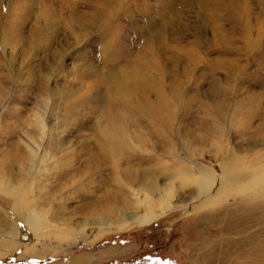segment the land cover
Instances as JSON below:
<instances>
[{
	"label": "rangeland",
	"instance_id": "1",
	"mask_svg": "<svg viewBox=\"0 0 264 264\" xmlns=\"http://www.w3.org/2000/svg\"><path fill=\"white\" fill-rule=\"evenodd\" d=\"M261 181L264 0H0V264H264Z\"/></svg>",
	"mask_w": 264,
	"mask_h": 264
},
{
	"label": "bare ground",
	"instance_id": "2",
	"mask_svg": "<svg viewBox=\"0 0 264 264\" xmlns=\"http://www.w3.org/2000/svg\"><path fill=\"white\" fill-rule=\"evenodd\" d=\"M209 171L206 170V169L201 168L198 171V177L192 176L190 174V177L192 179L191 180V183H192L191 186H193L195 188V189H192V190L189 191V193L191 194V197L196 196L199 193L202 194L206 190L210 189L211 186L214 184L215 180H212L213 179V175ZM260 172L262 173L261 170H260ZM185 175H186V173L184 172V176ZM247 175L248 174L246 172L244 177L242 178V181H240V182H244V181L246 182L247 181ZM260 176H263V175H261L259 173V175H258L259 179H260ZM262 178L263 177H261V179ZM183 179H185V177ZM259 179H257V180H259ZM261 182H262V184L264 183V181H261ZM216 184H217V182H216ZM214 189L212 191H214ZM224 190L226 191V188H224ZM156 191H158V188H156L155 185H152V186H149L147 188L141 189V191H138L136 189L132 191L134 193V195L136 196V198H137V205H139V206L142 205L143 207H142V209L140 210V212L138 214H133V215H129V216L123 215L121 217V219L122 220L124 219V221H123L124 224L138 223V222H140L142 224H146L148 221L153 220L155 218H158V217L162 216L163 214H165L168 211L180 209V205H177L175 202L172 201V197H173V188L172 187L169 186V187L165 188L163 191L157 192L156 195H155L154 193ZM212 191H211V193H212ZM206 192H208V191H206ZM260 192H263V189H261ZM211 193H208V194L210 195ZM23 211H24V209H23ZM35 219H37V218L36 217H31V216H28V218H27V220H31V221L34 220V225L35 226H38V224H41V222L38 219L37 220H35ZM124 224L117 223L116 225L121 228V226H123ZM2 225L3 224L0 223V228H2L1 232L2 231H8L10 229L9 226L6 227V228H3V227H1ZM105 225H107V223L103 224V221H100V222H96L95 224H93L91 226H95V227L99 226V227H101V226H105ZM3 245H5V243ZM32 253L34 254V252H32ZM32 253L30 252V254H32ZM37 253L38 252H35V254H37ZM99 255H100V253H99ZM84 258L85 259L77 258V259L74 260V262L79 263V262H83V260H85L88 263L90 259H93L91 257L89 259V256L88 257L86 256ZM27 259H29V258H27Z\"/></svg>",
	"mask_w": 264,
	"mask_h": 264
}]
</instances>
